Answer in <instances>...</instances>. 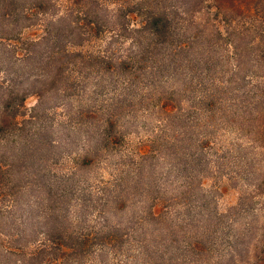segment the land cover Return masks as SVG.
I'll list each match as a JSON object with an SVG mask.
<instances>
[{
  "label": "trees",
  "instance_id": "1",
  "mask_svg": "<svg viewBox=\"0 0 264 264\" xmlns=\"http://www.w3.org/2000/svg\"><path fill=\"white\" fill-rule=\"evenodd\" d=\"M0 264H264V0H0Z\"/></svg>",
  "mask_w": 264,
  "mask_h": 264
},
{
  "label": "rangeland",
  "instance_id": "2",
  "mask_svg": "<svg viewBox=\"0 0 264 264\" xmlns=\"http://www.w3.org/2000/svg\"><path fill=\"white\" fill-rule=\"evenodd\" d=\"M37 101H38V96L35 93L29 94V96L25 100V105L28 109H31L33 106L36 105ZM57 113H58L57 115H59L58 118H60L61 117L60 109L57 110ZM143 134H145L143 129H140V132H134L131 136L130 143H132V145L135 146L137 144V142L140 140L139 137ZM80 145H81V143H80ZM75 147H74V145H70L67 150L61 149V150H65L64 151V157L69 162V164L66 162V160L65 161L60 160L59 163L57 164V166L54 167L55 171L64 172L66 169L71 168V163H70V160L68 157L70 156L71 153L77 152L74 149ZM80 150L81 149H78V152H80ZM239 151H242V150H239ZM99 174H100L99 171H97V178H99ZM95 175H96V172L93 174H89L86 177H88L91 180L92 177L93 178L95 177ZM103 176H106V174H103ZM237 188H240L239 185L235 186V188L228 187V188L224 189V192H223L224 194L222 195V199H221L222 205L233 204L236 201L239 190H240Z\"/></svg>",
  "mask_w": 264,
  "mask_h": 264
}]
</instances>
